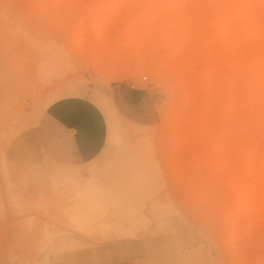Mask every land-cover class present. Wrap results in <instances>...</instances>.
Masks as SVG:
<instances>
[{"label": "rangeland", "instance_id": "1", "mask_svg": "<svg viewBox=\"0 0 264 264\" xmlns=\"http://www.w3.org/2000/svg\"><path fill=\"white\" fill-rule=\"evenodd\" d=\"M76 90L108 124L86 179L41 133ZM125 240L134 264H264V0H0V264Z\"/></svg>", "mask_w": 264, "mask_h": 264}, {"label": "crops", "instance_id": "2", "mask_svg": "<svg viewBox=\"0 0 264 264\" xmlns=\"http://www.w3.org/2000/svg\"><path fill=\"white\" fill-rule=\"evenodd\" d=\"M80 93L76 90L72 96L59 98L47 106L43 113L41 133L48 145L51 160L63 167L84 169L82 177L86 179L85 168L96 162L104 151L108 124L102 109L92 100L78 96ZM141 95V99L131 100L136 109L147 111L151 105H155L149 93L141 92ZM108 101H105V105ZM135 246L133 240L102 245L95 252L96 258L92 262L134 264ZM87 254H80L82 262H85Z\"/></svg>", "mask_w": 264, "mask_h": 264}, {"label": "bare ground", "instance_id": "3", "mask_svg": "<svg viewBox=\"0 0 264 264\" xmlns=\"http://www.w3.org/2000/svg\"><path fill=\"white\" fill-rule=\"evenodd\" d=\"M60 49V48H59ZM58 49V50H59ZM58 50H54V51H58ZM52 51H53V49H52ZM51 52V51H50ZM64 52V51H63ZM62 53V50H61V52H60V54ZM52 54H53V52H52ZM55 54V53H54ZM50 55V54H49ZM58 55V54H57ZM47 56H48V54H47ZM46 56V57H47ZM61 56V55H60ZM55 57V56H54ZM57 57H59V55L57 56ZM56 58V57H55ZM63 58L64 59H60V57H59V59H56V60H54L55 61V65L56 66H53V65H51V63H53L52 61H50V68H42V66H41V68H42V77H43V79L45 80V81H47V82H49V81H53V80H55V81H57V78L59 77V79L62 77V75H63V71L64 70H62V67H65V66H69L70 64H69V61L67 60V58H68V56H67V58L66 57H64V55H63ZM69 59V58H68ZM44 60H46L45 58H44ZM42 61V60H41ZM47 62V61H46ZM42 63V62H41ZM43 63H44V61H43ZM45 64V63H44ZM43 64V65H44ZM46 65H48L47 63L45 64V66ZM44 67V66H43ZM48 67V66H47ZM55 67H58V69H56ZM171 68H172V70L174 71H176V69L178 68V66H171ZM40 69V68H39ZM65 69V68H64ZM66 70V69H65ZM110 75H112V76H116V74H115V72H114V70L113 69H111L109 72H108ZM183 74V73H182ZM61 76V77H60ZM57 77V78H56ZM165 78H166V82H169V84L168 85H170V86H172V82H175V80H179V78L176 76L175 77V75H173V74H167V75H165ZM54 81V82H55Z\"/></svg>", "mask_w": 264, "mask_h": 264}, {"label": "built area", "instance_id": "4", "mask_svg": "<svg viewBox=\"0 0 264 264\" xmlns=\"http://www.w3.org/2000/svg\"><path fill=\"white\" fill-rule=\"evenodd\" d=\"M143 81L146 82V84H148V85H150V86L153 85V82L150 81V80L148 79L147 76L143 77ZM130 89H131V90H136V89H137L136 84L131 83V84H130Z\"/></svg>", "mask_w": 264, "mask_h": 264}]
</instances>
